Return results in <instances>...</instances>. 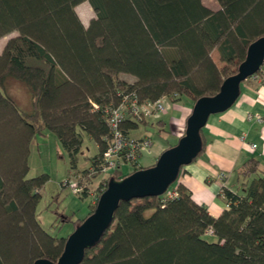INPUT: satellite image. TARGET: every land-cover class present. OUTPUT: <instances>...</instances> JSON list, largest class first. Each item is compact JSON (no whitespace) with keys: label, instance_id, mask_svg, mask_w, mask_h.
Masks as SVG:
<instances>
[{"label":"trees","instance_id":"trees-1","mask_svg":"<svg viewBox=\"0 0 264 264\" xmlns=\"http://www.w3.org/2000/svg\"><path fill=\"white\" fill-rule=\"evenodd\" d=\"M83 1L95 12L87 27L74 9ZM216 1L220 9L214 11L201 0H0V37L19 33L7 40L0 54V122L5 109L17 115V127L24 130H18L23 143L12 161L11 180L4 181L0 173V264H9L8 260L33 264L37 258L56 261L63 250L66 238L58 241L50 236L35 215L45 176L23 178L26 142L43 125L57 134L71 157L81 147L79 126L96 142L93 161L109 140L103 106L117 104L118 94L136 92L147 101L170 96L173 102L186 96L194 104L216 94L222 80L236 72L248 45L264 36V0ZM214 47L225 63L224 71L210 57ZM122 73L136 80L126 82ZM6 77L26 85L30 111H20L2 92ZM69 85L75 95L88 100L91 112L69 123L72 130L67 136L46 122L45 111L57 108ZM90 101L99 108L93 109ZM16 120H11L14 127ZM149 123L128 120L125 128L137 137L132 133L138 125ZM156 124L163 126L164 121L158 119ZM202 131L200 154L206 147ZM14 139L5 141L11 151ZM4 146L0 143V148ZM143 167L138 162L129 173L117 169L105 177L92 175L101 177L103 187L88 215L110 178L120 179ZM236 174L234 188L219 190L228 208L217 217L196 203L182 184L177 196L165 201L164 195L120 201L112 225L85 251L80 264H264V165L250 158ZM79 194L87 195L86 187Z\"/></svg>","mask_w":264,"mask_h":264},{"label":"rangeland","instance_id":"rangeland-1","mask_svg":"<svg viewBox=\"0 0 264 264\" xmlns=\"http://www.w3.org/2000/svg\"><path fill=\"white\" fill-rule=\"evenodd\" d=\"M201 2L211 10L215 11L220 9V5L216 0H201ZM74 9L85 27L88 26L91 19L95 18V12L88 1L81 2L75 6ZM18 34L17 31H13L0 37V54L7 40ZM209 54L217 68L220 71H224L225 63L221 60L217 48H212ZM0 68L3 69L1 58ZM2 69L0 71H2ZM122 76L126 82L136 80L134 76L127 73H122ZM64 88L68 89L65 90V93L58 100L57 108L46 109L45 113L46 122L49 125L55 124L56 128L59 127L63 129L68 136L72 130L70 127L72 124L69 123H75L77 120L83 119L85 113L91 111L90 108L86 106L88 100L84 101L83 96L79 93L75 95L70 85ZM1 89L7 97L12 98L16 102L17 108L20 111L26 113L31 110V97L23 82L12 77H6ZM170 92L173 94L174 90H169L168 93ZM184 98L187 97L182 96V102L186 100ZM77 103L78 106H75ZM74 108H78V110L76 111ZM2 110L3 114H1L3 118L0 122V143L4 146L6 145V140L11 138L13 141V137L15 138L12 143L14 145L13 151H11V149L9 150L7 146L0 148V158L3 160V162L0 163V173L2 177H4V181H8V179L11 180L12 178L11 170L13 169L12 165H14L12 161L16 158V150L19 149L20 145L23 143V134L22 132H18L19 129L21 130V127H17L19 126L17 125L19 122L16 120L17 115H12L10 112L5 113L7 110ZM169 111L170 109L166 110L158 117L159 119L162 118L161 120L167 122V124L170 122V116H173V113H169ZM158 118H152L153 120L150 119L149 121L151 123L147 125L139 124L138 129L132 134L135 136L149 135L154 141L157 140L160 145L157 149L159 155L169 144H175L178 139L170 134V125H167V128H165L163 127L164 125L156 124ZM12 119L16 120L15 127L11 124ZM59 122L64 124H59ZM66 127H68V129ZM21 131L24 130L22 129ZM76 131L80 133L82 143L78 153L71 157L69 152L63 147L57 134L43 125L42 128L32 134L26 142V167L24 166L22 169V166L19 165L22 171L26 168V173L23 177L25 179H35L45 176L46 180L40 187L39 198L35 205V215L41 227L58 241L67 238L80 221L88 215L90 204L95 202L98 192L103 187V181L100 180V176L102 175L98 178L82 179V183L86 186L88 193L85 196L77 193L72 186L63 185L68 177L73 180V176L81 175V173H83L82 170L90 166L92 157L98 153L96 142L77 125ZM155 151L156 148L154 149V153ZM12 152H14L13 155H11ZM149 152V150H145L140 157V164L144 167L153 165L158 157V155L154 156ZM7 155H9V158L6 157ZM132 170L133 166L130 165H123L121 169L123 173H129ZM176 184L177 183L174 185ZM6 222L7 217H2V223L5 224ZM209 239L213 238L209 237ZM18 247L21 248V245ZM8 261L9 264H15L13 260Z\"/></svg>","mask_w":264,"mask_h":264},{"label":"water","instance_id":"water-1","mask_svg":"<svg viewBox=\"0 0 264 264\" xmlns=\"http://www.w3.org/2000/svg\"><path fill=\"white\" fill-rule=\"evenodd\" d=\"M264 61V36L253 40L235 73L225 77L216 94L198 98L186 119L184 133L164 149L155 163L120 179L110 178L94 211L86 216L65 240L56 261L37 258L33 264H80L87 249L95 246L114 221L120 201L163 195L185 165L202 150L201 130L210 115L229 109L240 95V84L258 71Z\"/></svg>","mask_w":264,"mask_h":264},{"label":"crops","instance_id":"crops-1","mask_svg":"<svg viewBox=\"0 0 264 264\" xmlns=\"http://www.w3.org/2000/svg\"><path fill=\"white\" fill-rule=\"evenodd\" d=\"M181 98L170 103L168 109L173 116L169 124L164 121L163 126L170 125V134L176 139L183 134L193 107L190 98H184L183 102ZM248 114L259 115L262 121L248 119ZM202 133L206 140L205 150L182 168L177 183L185 186L192 199L205 206L210 215L217 217L228 208L218 195L219 190L221 186L234 188L239 166L250 158L264 165V84L250 77L244 80L236 102L229 109L210 115ZM151 139L149 153L157 156L160 145ZM220 173L225 174L222 180L218 178Z\"/></svg>","mask_w":264,"mask_h":264},{"label":"built area","instance_id":"built-area-1","mask_svg":"<svg viewBox=\"0 0 264 264\" xmlns=\"http://www.w3.org/2000/svg\"><path fill=\"white\" fill-rule=\"evenodd\" d=\"M250 78L264 84V61L260 69ZM118 96L120 99L117 104L109 102L103 106V113L107 117L109 125V140L106 149L90 162L88 168L82 170L81 175L73 176V180L68 177L63 183L64 186H72L77 193L85 190L86 186L82 183L84 178H90L94 174L105 177L117 169L121 170L123 165L133 166L140 162L142 153L152 146V139L145 135L130 136L128 133L130 129L125 128V124L128 120L141 122L158 118L168 110L170 103L173 102L170 96H162L153 101L142 100L136 92L120 93ZM90 103L93 109L99 108V104L92 101ZM247 118L262 121V118L256 114H248ZM224 177L223 173L218 176L220 180ZM177 186L178 183L163 194L164 201L177 196ZM211 232V229L207 230L208 234Z\"/></svg>","mask_w":264,"mask_h":264},{"label":"bare ground","instance_id":"bare-ground-1","mask_svg":"<svg viewBox=\"0 0 264 264\" xmlns=\"http://www.w3.org/2000/svg\"><path fill=\"white\" fill-rule=\"evenodd\" d=\"M261 84H262V83H261ZM178 178H179V176H178ZM178 178H177V180H176L174 183H172L173 185H174L175 183L178 182V180H179ZM172 184L169 186V188H171V187L173 186ZM169 188H168V189H169ZM168 189H167V190H168Z\"/></svg>","mask_w":264,"mask_h":264}]
</instances>
